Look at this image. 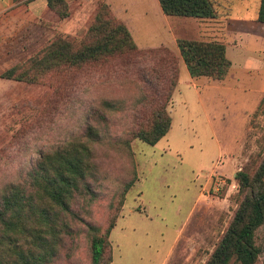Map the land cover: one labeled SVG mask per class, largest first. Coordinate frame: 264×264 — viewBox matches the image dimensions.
Returning a JSON list of instances; mask_svg holds the SVG:
<instances>
[{"label": "rangeland", "instance_id": "rangeland-1", "mask_svg": "<svg viewBox=\"0 0 264 264\" xmlns=\"http://www.w3.org/2000/svg\"><path fill=\"white\" fill-rule=\"evenodd\" d=\"M85 1L84 8L66 1L69 15L59 18L46 7V0H0V187L20 181L39 150L63 145L89 122L106 137L93 146L99 168L92 182L97 197L73 204L80 220L72 223L73 236L66 238L50 264H91L87 225L101 232L113 218L109 264H204L237 207L235 173L242 169L252 174L264 155V26L247 28L232 21L216 25L229 44L230 67L223 81L207 78L206 89L202 81L194 86L188 82L185 64L172 52L178 59L179 81L165 107L171 124L156 144L149 145L131 137L147 114L142 109L141 74L117 67L105 74L80 73L69 97L59 92L48 105L39 103L44 114L37 118L35 104H23L38 103L44 93L52 96V88L45 82L5 76L55 35L80 40L97 5L108 4ZM232 3L223 6L225 14L241 11L238 2ZM113 4L129 8L122 22L139 50L162 47L166 21L154 17L150 0ZM167 19L186 21L172 26L177 39L207 37L203 25L197 31L199 24L193 20ZM102 100L111 101L113 108L102 110ZM90 107L104 113L106 120H86ZM130 180L133 184L120 206L123 185ZM255 243L260 248L255 264H264V223L255 232Z\"/></svg>", "mask_w": 264, "mask_h": 264}, {"label": "trees", "instance_id": "trees-1", "mask_svg": "<svg viewBox=\"0 0 264 264\" xmlns=\"http://www.w3.org/2000/svg\"><path fill=\"white\" fill-rule=\"evenodd\" d=\"M164 15L196 19L214 18L210 0H158ZM46 7L59 18L69 15L66 0H46ZM256 20L264 23V0H259ZM176 46L192 78L206 77L222 80L230 67L225 47L215 41L177 39ZM177 57L167 47L139 50L124 25L108 4L100 2L85 35L76 40L55 35L24 65L5 72L7 78L29 83L45 82L52 96L42 94L35 101L33 118L43 116L39 103L49 104L51 97H69L78 74L106 73L110 67L122 72L141 74L142 109L146 118L131 132L133 139L154 145L169 130L171 118L166 111L171 92L178 79ZM61 77L60 80L57 78ZM86 91V89H83ZM36 106V107H35ZM114 104L101 101V109ZM96 123L105 121V114L92 107ZM108 136V135H107ZM104 138L94 124L86 122L83 132L49 152L38 151L24 177L0 187V264H50L58 255L66 238L73 236L72 223L79 221L73 204L79 199L92 202L97 194L92 182L99 168L93 146ZM128 149V142L123 141ZM238 204L228 226L204 264H255L260 248L255 232L264 223V155L252 174L244 170L235 173ZM123 185V197L131 187ZM116 218L100 232L99 227L87 225L91 264L111 261L108 236Z\"/></svg>", "mask_w": 264, "mask_h": 264}, {"label": "crops", "instance_id": "crops-1", "mask_svg": "<svg viewBox=\"0 0 264 264\" xmlns=\"http://www.w3.org/2000/svg\"><path fill=\"white\" fill-rule=\"evenodd\" d=\"M66 1L69 4H71L72 2H76L78 5H80L83 8L86 4L85 0H66ZM105 1L110 6L114 15L118 19H120L121 21L125 22L126 19L123 16L130 15L129 8H126V6L123 4H122L121 8L117 4L115 6L113 4L114 0H105ZM210 1L213 5L214 12H215L214 18H209V19H196V18H184V17H178V18H180L179 20H193L190 22H193L194 25L199 24V25H196L197 31H198V29H200V31H201V29H203V28L200 25H203L204 29H206L205 35L207 36L203 40L204 41L222 42L224 44V47H225V56H226V47L229 44H227L226 40L222 37L220 30L216 29V25H218L220 22L232 21V22H237V23H239V24H241L247 28H251L253 26H258L256 24L264 26V23L258 22L256 20L257 10H258V6H259V0H252V2H250V0H210ZM234 1L238 2L236 4L241 5V7H242L241 11L230 10V13L225 14L226 10L223 8V6L228 5V4L233 5V4H235V3H232ZM150 5L153 6L152 13L154 14V17L156 19H158L159 21H161V20L166 21V24H165L166 25V32H164V38H161L159 40V46H165V47L169 48L179 58V63H180V61L183 62L180 55H179L178 48L176 46L177 38L175 36V32H174L172 26L178 25V27H179L182 24L186 23V21H177L178 20L177 19V20L172 21V23H169L167 21L168 20L167 18H169L170 16H166L163 14V12H162L159 4H158V0H150ZM249 7H250V9H249ZM144 13L146 15L148 12L144 11ZM232 46L236 51L238 50L237 42H234L232 44ZM251 53L255 56V52L253 51V49L251 50ZM188 76H189L188 82L192 83L193 86L195 85L194 82L196 80H199V81H202V86L204 87V89L207 88V78H205V77L192 78L189 74H188ZM178 81L179 80H177L176 88L174 91H176V89L178 88ZM211 81L212 82H220V81H223V79L222 80H212L211 79Z\"/></svg>", "mask_w": 264, "mask_h": 264}]
</instances>
